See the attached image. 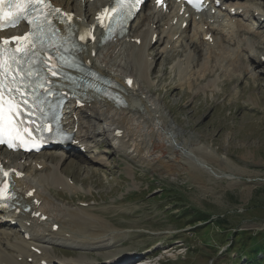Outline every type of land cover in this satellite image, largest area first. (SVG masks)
Masks as SVG:
<instances>
[{
	"label": "rangeland",
	"instance_id": "374dc122",
	"mask_svg": "<svg viewBox=\"0 0 264 264\" xmlns=\"http://www.w3.org/2000/svg\"><path fill=\"white\" fill-rule=\"evenodd\" d=\"M244 1L264 9V0ZM70 7L78 14L74 4ZM75 7L79 6L75 4ZM149 8L148 11L152 12ZM249 26L254 35L238 37V40H246L252 46H249L251 51H241L242 59L238 64L248 68L245 77L243 72L241 74L238 71L229 75L226 73L227 68H223L225 72L221 73V67L228 63L226 61L219 63V67L216 66L215 60L210 58L209 64L208 61L203 62L202 66L206 67H201L200 62L206 58L204 53L196 58V61H199V70H189V75L185 77L186 70L180 69L182 65H178V62L186 63L189 51L179 55L180 51L185 50L184 45L166 49V44L161 40L146 51L148 57L152 55L153 61L150 62L152 66L144 79L139 80L136 70L130 66L131 58H126L125 55L117 60L116 66L110 67L113 72L122 68L120 74L132 72L140 82V92L147 97V104H154L163 117L160 124L165 122L167 127L176 130L180 143L187 142V147L191 148L205 147L203 153L214 159L208 168L217 177L210 169L199 168L192 162L196 160L189 158L190 162L194 163L191 165L185 155L183 159L176 160L173 159L175 156L172 158L168 154V162H174L171 169L157 162L152 163L147 159L151 155V145L155 140L151 125L145 124L137 114H128L126 111L117 113L114 109L121 119L127 115L133 116V122L131 120L125 124L124 129L135 142L131 145L129 142L125 152L118 151V146L111 142L105 133H114V128H111L108 119L104 118L94 126L95 134L92 135L95 136L89 139L93 143V152H99L98 156H93L89 161L73 154L64 155L55 151L42 153L38 159L46 161L49 166L32 178L39 179L46 173L61 177L66 183L71 180L70 186L67 185L68 192L44 190L43 193L50 196L49 207L60 209L63 206L61 208L68 211L83 210L94 217H102L111 227V233L106 237L112 235L116 238L101 248H79L63 241L54 246L46 245L52 257L61 260H66L62 257H73L74 260L87 263L88 259L103 261L110 254L118 256L121 252L144 250L150 253L158 249L159 255L156 253L158 257L152 264H157L158 260L159 264H244L239 259L234 262L236 253L247 256V264H262L253 259L247 241L244 242V248L241 242V239L252 237L250 242L256 244L264 234V64L253 65L251 61L254 56L259 60L260 56L264 55V42L257 34L264 30L258 29L256 24ZM241 44L242 42L239 45ZM224 48L229 49L228 46ZM232 48L230 50L233 51L228 52V55L231 57L234 54L236 57L235 52L239 51V48L235 42H232ZM129 51L132 53L130 49ZM213 51L216 55L223 53L217 46H213ZM241 52L239 51V54ZM219 56L222 58V55ZM201 69H206L209 75L207 78L202 79ZM100 107L103 110L106 108L103 104ZM114 111L107 116L116 114ZM84 137L88 139L89 136ZM128 140L127 138L125 141ZM145 142H148L149 150H144V156L140 155L142 152L136 153L134 149L137 144ZM164 142L168 145L167 140ZM162 189L168 192L163 194ZM81 203L87 204L88 207L80 206ZM194 208L205 210L212 216L211 219H224L226 226L221 228L215 224L207 234L195 236L193 231L206 225L183 227L182 224L189 219L182 218L179 214V210ZM49 213L51 216L49 214L48 217L53 220L60 212ZM41 226L39 230L42 232L45 228ZM2 229L11 231V243L23 238L19 228L3 226ZM239 232L248 234L240 238L233 237V233ZM224 234L225 239L218 242ZM173 235L174 239L171 240ZM0 246V252L5 255H16L10 247L7 248L6 243H0Z\"/></svg>",
	"mask_w": 264,
	"mask_h": 264
},
{
	"label": "bare ground",
	"instance_id": "6f19581e",
	"mask_svg": "<svg viewBox=\"0 0 264 264\" xmlns=\"http://www.w3.org/2000/svg\"><path fill=\"white\" fill-rule=\"evenodd\" d=\"M53 1H54L55 5H57L59 7L61 6L69 12L73 8L70 6L72 4H74V9L76 8V12H78V15L81 17L84 16V18H87L89 16V14L93 13L99 7L98 2L89 3L88 0H79V1L78 0H53ZM223 1H224V3L222 6H226V7L231 5L232 2H238L237 0H223ZM75 4L78 5L79 7H75ZM148 7H150V6H148ZM149 9L152 10L151 15H152V13L153 14L161 13L160 10H156L155 8L150 7ZM218 13H220V12H218ZM151 15L150 16L144 15L143 17H139L138 18V26L145 27L146 22L150 23L151 22ZM208 16H210V15L200 16V18H206ZM190 21H192V19ZM90 22H92V19H90ZM193 23H194V21L189 23L188 28ZM193 26H194V24L192 25V27ZM235 26L237 27V32H235V33H239L243 30L251 29V28H248L246 25L242 24L241 22L240 23L237 22ZM211 28H213V27H211ZM218 28H220V26H218ZM233 28H235V27L233 26ZM225 29H226V27H223L222 32ZM228 29L229 28H227L226 30H228ZM235 33H234V31H232V32L228 31L226 33V35H225V33H223L224 36L222 38H219V39L214 38V46H217L218 50L223 52V53L219 54V55H222V58H220L219 55H216V52L213 51V47L209 43H206V42H204L203 39H201L202 40L201 41L202 46H205L210 51L209 57L207 60L208 61L207 64H209L210 58L215 60V63L217 64L216 66H219V67H221V65L219 63H221V62L225 63V61H226V62H228V63H226V66H223L221 68H224V69L227 68L229 75L231 74V72L233 73V72L238 71L241 73L244 70H246V71L248 70V68L246 66H244L245 68L238 66L239 62L241 61V59L239 58L240 54H237L236 57H234L235 56L234 54H233L234 56L230 54L231 57L233 56V58H231L228 54L231 53L233 50L231 51L230 48L229 49L224 48L223 44H225V42H227V40H229V42H231V41L236 42V39H237L236 36L237 35ZM257 34L259 35L261 40L264 42V35L261 33H257ZM141 35H142L141 36L142 38H140L139 36L138 37L136 36V39H142L141 47L137 48L135 45H133L132 46L133 48H130L132 53L130 54V57H128V58H131L130 60L132 63V65H130L131 63L129 62L130 63L129 65L131 66V68L133 66V69L136 70V73H137L136 76H138L139 80L144 79L146 77V75H145L146 72H148V69H150L145 51H146V47L149 44L148 42L150 41V36L152 35V31L150 30V28L149 29L147 28L146 30H144L142 32ZM200 35H202V38L205 37L204 27L203 26L194 27L192 37L200 39ZM198 39H197V41H198ZM120 43H121L120 41H117V42L111 44V47H112L111 52L107 51L105 53L104 58L107 59L106 63L108 65H110L114 61L113 66H116L117 57H119V55H121V53L118 54L119 53V51H118L117 52L118 55H117V54H115L114 50L119 47ZM237 44H240V42L237 41ZM247 44H249V43H247ZM193 46H194L195 50L199 51L197 45L195 44V41L193 43ZM254 46L255 45H253V47ZM92 50L100 51L97 44L94 46H90L89 57L91 58V61L93 62L94 66L98 69V71H100L101 73H103L106 76L111 77L112 79H114L119 84V86H120L119 92H121L126 97L127 106L125 108H117L112 103H109L106 100H101L100 104H103L104 107H106L103 110V108H102L103 106L100 107V105H97L99 100L95 99V101L91 102L90 109L85 110V112L79 113V116H78L79 122H80V123H78L79 133L80 134L84 133L83 131L85 129V136L86 135H87V137L89 136L88 139L91 138V136H95V135H92V134H95V132L93 131L94 126L100 120L107 118L108 119V125L111 128L112 127L114 128V130H113L114 133L110 134L107 131H105V133L109 136V139L111 140V142H114L116 146L118 144V147L117 148L115 147L118 151L125 152L127 147L129 145H131V143L134 144V142H135V140L133 139L132 136H131V138H129L130 136L127 135L128 132L125 133V129H124L125 124L127 125V123L129 121L131 122V120L133 119L132 118L133 116L127 115L126 118L122 117V119H121L120 115L117 114L118 112L126 111L128 114H137V117L139 116V118L145 124L151 125L150 127L153 128L152 130L155 133V135L153 134L155 136V140H153L152 145H151V153L148 152L151 154L150 156L147 157V159H149V161H152V163L157 162L159 165H161L167 169H171V167L174 165L173 164L174 162L172 164L169 163L168 161L170 159L167 158L166 156L169 154V156H171V157L175 156V158L172 157L173 159L179 160V159H183L184 155H185L186 157H188L189 162L192 159L196 160V161L192 160V162H195L199 166V168L202 167L204 170H205L204 167L208 168L209 163H211L214 159L211 158L212 156H206L207 154L203 153L204 150H206V149H204L205 147H203V148H201V147L200 148H196V147L191 148L189 146L187 147V144H188L187 142L180 143V141L178 139L179 136H178L176 130H174L173 128L167 127L168 125L166 126L165 122H162V125L160 124L163 117L160 115V112H158L157 108L154 107L155 106L154 104H149V105L147 104V102H146L147 97L144 95V93L140 92L141 88L139 91H137V89L128 88L125 85L124 80L123 81L121 80L123 76H124V79L133 78L134 76L132 75V72H131V74L128 72L127 73L125 72V74H120L119 72H121V70H122V68H121L120 71H118L119 70L118 69L113 73V75H115V76H112L110 68L109 69L105 68L102 65L99 66L97 60L93 59L91 57ZM214 50H216V49H214ZM258 50H259V48H258ZM219 51H217V52H219ZM212 53H214L213 56H212ZM252 53H253V51H252ZM262 57H264L263 54L260 56V59L258 60L254 56V58L251 59V61L253 62V65L254 64L255 65L256 64L257 65L263 64V62L261 61ZM221 59H222V61H221ZM229 65L232 68L229 67ZM201 67L205 68L206 66L204 67L201 65ZM187 68H190V66L185 68L186 73L190 72ZM229 68H231V69H229ZM129 69H130V67H129ZM124 71L125 70H123V73H124ZM130 71L131 70H129V72ZM183 72L185 73V71H183ZM252 72H254V71H252ZM202 73H203L202 79L207 78L209 76L208 73H206V69H203ZM185 75H186L185 77H187V74H185ZM139 80L137 78H135L134 81L135 82L137 81L135 83L136 85L140 84ZM114 109L117 113L114 111ZM113 111L116 114L112 113L111 117L107 116L109 113H111ZM76 112L77 111H75L73 114L76 115L77 114ZM156 115L158 116V118L156 117ZM134 120H136V119L134 118ZM132 122H133V120H132ZM117 130L123 131V134H124L123 137H118V136L114 135ZM125 138L126 139L128 138L129 140L125 141L126 140ZM164 140H167L168 145H165L166 143L164 142ZM129 142H130V144H129ZM83 143L84 142L81 141V144H83ZM147 145H149L148 142L147 143L145 142L144 144H142V143L137 144V147L135 146L136 148L134 147L135 148L134 150L137 151L136 153L142 152V154L140 153V155H143L145 152L144 150L148 151L150 148V146H147ZM119 149H121V150H119ZM208 151H210V150H208ZM152 157H153V159H152ZM188 160L186 158V161H188ZM147 163H148V161H147ZM44 164H45V167H47L46 163H44ZM192 164H194V163H191V165ZM50 168L51 167H49V169ZM224 168H226V167H224ZM56 169H57V167H56ZM186 170H188V169H186ZM170 171H172V170H170ZM34 172H35V170H33V173ZM194 176H196V175H194ZM45 184H49L50 187L52 186L54 188L61 186L63 189L68 190V187L66 185V181L63 178L58 177V176L55 177V176H52L49 174L48 175L42 174L38 180H33L31 183L18 184V187H21V190L19 191L20 196H19L18 201L22 202L23 204H29V206L32 207V200L31 199L26 200L25 195L30 190L36 189L35 190L36 191L35 197L44 203L36 211L42 213V215H45L47 217L50 214L49 212H52V211L60 212V213H57L58 216L55 215L56 218L53 220L51 219V217H48V220L46 223L39 222V219L38 220L35 219V221L32 220V221H30L31 222L30 227H27V226H24V222H26V220L28 218H30L29 215L20 214L19 216H16L14 214H11L10 218L12 220L17 221V223L20 225V227L25 229V232H27L26 234L29 235V240H30L28 242V241H25L23 238H21L20 240L18 239V240H16V242H12V243L10 242V239H9L10 238L9 232H11V231L6 230V229H2L3 226H5V225L1 224L2 219L0 218V235H1L0 236V243H1V245L3 243H6L7 248L10 247V250H13V252L18 254L17 256H20L22 259L33 258L35 261L46 260L47 262L52 264V263H54L53 259L48 257L43 251H41V255L38 256L37 254H34L30 250V247L34 246L36 248H39L38 246L40 245V247H43L42 246L43 244H46L49 246H54L57 242L63 241L65 244L74 245V246H77L79 248H91V247L94 248V246L101 248L103 246L106 247L109 244L110 240L116 238L112 235H109L108 237H106V235L108 233H111V227H110L109 223H107L106 220L102 217H98L99 218L98 219L97 217H94L90 213H86V211H83V210L68 211L64 208H61L63 206H61L60 209L58 207L56 209L51 208L53 206L49 207L50 206L49 201L51 202L50 196L43 193L44 192L43 187L41 186V185H45ZM40 190L42 191L41 192L42 194L40 193ZM46 205H48V206H46ZM46 209L48 211L51 209H53V210L48 212V211H46ZM50 216H51V214H50ZM41 225H43V228H45V230L44 231L42 230V232L39 230V228L42 227ZM54 225H58V227H59V231H57L56 233L53 232L52 227ZM63 233L64 234L65 233L70 234L69 240L61 238V235ZM0 247H2V246H0ZM0 255H1L0 264H23V263H18L15 260V258L17 257L16 255H15L16 257L15 256L10 257V256L5 255L3 252H0ZM113 258L117 259L118 257H116V255H114V254H110L109 256H107L106 260H111ZM82 259H84V258H82ZM88 261H90V260L88 259ZM79 264H83V263H79ZM89 264H92V263L90 262Z\"/></svg>",
	"mask_w": 264,
	"mask_h": 264
},
{
	"label": "snow or ice",
	"instance_id": "6c2138e0",
	"mask_svg": "<svg viewBox=\"0 0 264 264\" xmlns=\"http://www.w3.org/2000/svg\"><path fill=\"white\" fill-rule=\"evenodd\" d=\"M140 2L142 0L128 3L127 15H131L132 9ZM123 3L124 0H117V8L113 11L120 9L118 14L124 15ZM193 6L195 7V4ZM199 10L197 8V11ZM60 11V9L53 8L48 0H0V29L5 26H15L21 20L27 21L31 26V31L24 37L13 38L19 42L15 50L0 47V143H4L7 138L9 147H12V142L16 140L26 147L30 141L33 147L36 146L30 131L34 123L30 118V110L34 108V104L29 102L25 93L28 87L25 77L37 74L38 69H35L34 65H49V60L52 58L45 60L43 57L50 49L57 53H60L61 49L64 52L68 51L65 47L67 41L63 37L58 38V30L49 19L50 15L60 13ZM67 19L71 20V16ZM81 39L84 37L82 36ZM8 43V40L3 42L4 45ZM59 63L67 67L75 66L74 63H67L63 56L59 57ZM48 71L53 76L57 75L54 65L49 66ZM39 86L44 87L43 84ZM45 91L48 92V89ZM25 116L29 117L27 123ZM44 130H46L44 125H35V131L43 132ZM0 199H4L2 192H0Z\"/></svg>",
	"mask_w": 264,
	"mask_h": 264
},
{
	"label": "trees",
	"instance_id": "16d2710c",
	"mask_svg": "<svg viewBox=\"0 0 264 264\" xmlns=\"http://www.w3.org/2000/svg\"><path fill=\"white\" fill-rule=\"evenodd\" d=\"M162 192H164L163 194L167 193L168 191L165 189H162ZM162 194V196H163ZM161 196V197H162ZM177 203V201H176ZM180 216L182 218H187L189 219L186 223H183L182 226H191L193 225V227L198 226L199 224L202 225H206V227L202 228L199 227L200 229H197L196 231H193V234L195 236H199L201 234H207L208 232H210V227L212 225L217 224V226L224 228L226 225V221L224 219H211L212 216H210V214H207L205 210H201V209H192V210H180L179 212ZM202 228V229H201ZM230 234V233H229ZM248 232H239V233H233V237L236 238H240L241 236H245L247 235ZM231 236V235H229ZM252 237H248L246 240L241 239V242L243 243V248L245 247L244 242H246L248 250L250 251L253 259H255L256 261H259L257 254L259 252H263L264 253V234L261 236V238H259L256 242V244L250 242ZM225 239V234L222 237V240L218 241L221 242ZM260 262V261H259ZM262 263V262H261Z\"/></svg>",
	"mask_w": 264,
	"mask_h": 264
},
{
	"label": "water",
	"instance_id": "95a60500",
	"mask_svg": "<svg viewBox=\"0 0 264 264\" xmlns=\"http://www.w3.org/2000/svg\"><path fill=\"white\" fill-rule=\"evenodd\" d=\"M204 168H206V167H204ZM206 169H208L209 170V168H206ZM210 171H211V173L215 176V177H217V175L210 169Z\"/></svg>",
	"mask_w": 264,
	"mask_h": 264
}]
</instances>
